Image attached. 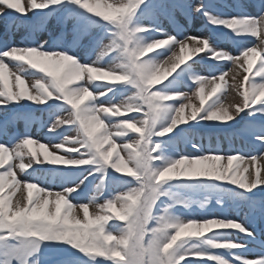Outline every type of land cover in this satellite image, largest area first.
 <instances>
[{
	"label": "snow or ice",
	"instance_id": "obj_1",
	"mask_svg": "<svg viewBox=\"0 0 264 264\" xmlns=\"http://www.w3.org/2000/svg\"><path fill=\"white\" fill-rule=\"evenodd\" d=\"M53 16L60 27L41 38ZM196 17L230 30L223 38L239 55L218 48L211 36L189 35ZM0 20L27 33L0 51V264H264V229L256 227L264 224V0H0ZM246 37L258 43L249 46ZM161 45L167 47L154 53L159 58L148 55ZM186 50L233 68L197 74L193 65L205 57L181 67ZM177 68L191 73L197 85L191 95L153 88ZM172 83L178 88L183 80ZM117 86L130 89L118 100ZM229 92L240 99L228 102ZM170 102L178 103L166 107ZM166 112L168 123L154 128ZM36 113H47V121ZM204 121L217 136L215 147L196 142ZM34 122L51 133L47 144L34 138ZM178 129L188 132L194 151L168 157L151 137ZM237 134L247 138L246 149L231 146ZM49 145L68 147L58 154ZM172 182L215 194L220 212L177 215L178 205L190 203L179 190H165ZM192 203L204 209L210 199Z\"/></svg>",
	"mask_w": 264,
	"mask_h": 264
},
{
	"label": "rangeland",
	"instance_id": "obj_2",
	"mask_svg": "<svg viewBox=\"0 0 264 264\" xmlns=\"http://www.w3.org/2000/svg\"><path fill=\"white\" fill-rule=\"evenodd\" d=\"M107 3L114 4V3H116V0H107ZM49 12H50L49 15L51 16V10H49ZM29 15H31V14H29ZM41 15H43V14L41 13ZM196 18H198V20H199L200 17H196ZM2 24H3V20H0V35L3 32ZM191 25H192V27H189V30H188V34L189 35H192V36H201V37L207 36L206 33L203 32V31H196L197 27L199 26V23L192 22ZM53 27H57V28L60 27L59 25L56 24V18L54 16L52 18H50V23H49V25L47 27V30L41 32V35H40L41 38L47 39L48 38V35H49V32L52 30ZM214 27H217V26H214ZM221 29H223V28L221 27ZM19 30H24V29L23 28H20ZM169 30H171V29L169 28ZM224 30L227 31V29H224ZM57 35H59V31L57 32ZM214 42H215V45L219 48L220 47L219 46V42L217 44V41L215 39H214ZM246 42L247 43H250L252 46H254L253 45V42H248V41H246ZM19 43L20 42H18V43H15L14 42V44H19ZM257 43H258V41H257ZM11 44H13V43H11ZM166 47H167L166 45H161L159 47V49H154L153 50V53H149L148 55H152L153 54L154 57H156V54H154V53L156 51H158V50H161L162 51ZM232 49H233V47H232ZM186 51H188V50H186ZM197 55H199L200 57H205L206 59H210V61L213 64H215V63L218 62L217 60L211 58L210 56H205V53H203L202 55H201V53L191 54L189 51H188V54H185V60H184V62H187L188 63L190 61V63H191V60L192 59H196V56ZM232 55H239V51H233V54ZM156 58H159V57H156ZM220 61H224V60H220ZM6 62H8L10 65H11V63H13L10 60H6ZM254 64H257V65H256V68H255L253 74H251L250 79L254 76L256 69L259 67V60L254 61L253 62V65ZM165 67H169V65H165ZM185 68H187V67L185 66ZM232 68H233V65L232 64L231 65H228V70L229 69H232ZM193 69H194L195 72H199L200 69H202V67H200L199 65H193ZM234 70H239L242 74H246V73H243V70L242 69H234ZM29 71H36V70H33V69H30L29 68ZM176 71H179V68H177ZM219 72L220 71H215L214 74L219 75ZM184 74H186L184 76V78L188 79V76L191 73L184 71ZM230 77H231V72H229V75L225 77V80H227L229 82V84L231 83ZM170 78H173V77H170ZM164 79L165 78L162 77L161 83H162V81ZM256 79L259 80V77H256ZM173 81L174 80H172L167 85H162V84L161 85H159V84L154 85L153 88L155 89V88L158 87L160 91H177V90L178 91H181V92L184 91V92H188L190 95H191V93L193 91H195V88L183 89L182 86H181L182 84L178 88H176L173 85V83H172ZM104 82H111V78L105 77ZM190 82H192V80H190ZM217 82L220 83L219 80ZM116 83H119V82H116ZM225 87H227V86L226 85H222L220 92H223L225 90ZM128 91H130V89H126L123 86H117V90L114 93H112V96H114L118 100L120 98V94L121 93H126ZM208 91H209V89L206 88L205 92L207 93ZM220 92H217L216 95H220ZM227 95H228V102H233L234 99H236V100L240 99V98H238V97L235 96V93L229 92V93H227ZM211 99H215V96L210 97L206 101V103L207 102H210ZM101 102H103V101H101ZM193 102L196 103L197 105L199 104V100L197 98H195V97H193ZM25 103H29V102L25 101ZM173 103H178V102H170L168 105H166V107L171 108ZM33 107H37V105H35L34 102H33ZM44 107H47V106L45 105ZM122 115H123V117H126L128 115H136V114L135 113H123L122 112ZM170 115H171L170 112L164 113L161 116V118L156 122V124L153 125V127L154 128H160V127L166 125L168 123V121H169ZM36 116H37V121L41 120L40 113H36ZM35 123L39 124V122H35ZM206 125H208V122L204 121V122H201V125L199 127H202L203 128ZM192 127L193 126H191V125H181V128H183V129H189V128H192ZM65 128H66V126H65ZM67 130H69V129H67ZM67 130H66V132H67ZM35 131H37V134H36V136L34 135V138H38V139H40L41 143L47 144L46 136L51 135V133H48L47 128L44 127L41 130L39 129V131L37 129ZM200 132H201V130H200ZM65 134H67V133H65ZM129 134L130 135H133V136L138 135V134L131 133V132ZM68 135H70V136L75 135L74 130H72V132H70ZM200 135H202V137H205V135H207V141H208V143H206V145H204L202 141H199L198 140V138H197V141H196L197 143L202 144L205 148H207L209 145H211L213 147L216 146V144H217V136L216 135L212 134L211 132L210 133L207 132L206 134H202V132H201ZM187 136H188V132L185 131L183 133H180V130L178 129L177 130V133H173V134H171V136H165V137H158V136H156V137H154V139L152 140V143H160L161 144V151L163 153H165L168 157H174L177 152H190V151H194L192 149V147H191V144H189V143L186 142ZM202 137H201V139H202ZM212 140H213V142H212ZM221 141L222 140H220V148L223 151H227L228 149L224 147V145L221 143ZM31 147L34 150H36L37 152H39L40 155H41V158H43V155H44L43 154V150H41L39 148V145L34 144ZM67 147L68 146L65 145V149L55 150V149H53L51 147V145H49L48 146V151H50V152H57L58 154H62L67 149ZM105 147H107V146H105ZM246 147H247L246 145H243L240 148H245L246 149ZM49 158L51 159V157H49ZM222 163H226V161H222ZM233 163L235 164L236 161H234ZM36 167H38V166H36ZM17 173H19V170H17ZM19 178L23 179V176L20 173H19ZM89 179H91V178H89ZM172 184L174 185L173 188H171V189L166 188L165 190L166 191H173V192H176L177 190H179L178 191V195L181 198L186 199L190 203V207L188 209H185V208H183V206L178 205L177 208L175 209V212H176L177 215H179L181 217H189V216H191V217L200 218V217H202L204 215H207V214L219 213L220 212L221 206L220 205H217L215 203V199H214L215 194L209 195L208 193H205V192L194 193L192 191H188L187 190V186H181L178 182H173ZM6 191H7V189H6ZM19 194L20 193L17 192L16 193V196H19ZM206 197L208 199H210V203L204 209L200 208L198 206V204H193L192 203L193 201L203 200ZM15 198L16 197H13V200H15ZM93 211H98V210L97 209H91V207H90V213L93 212ZM230 214L233 215V213H230ZM80 217H81V219L83 218V214L82 213H80ZM240 219H243V218L240 217ZM261 225H263V229H264V224H261ZM213 230L215 231V229H213ZM235 230L236 229L229 230L231 232L229 234L234 235L233 232ZM205 234L206 235H210L211 233L206 231ZM233 239H235V237H233ZM191 258H195V257H191ZM250 258H255V257H250Z\"/></svg>",
	"mask_w": 264,
	"mask_h": 264
},
{
	"label": "trees",
	"instance_id": "obj_3",
	"mask_svg": "<svg viewBox=\"0 0 264 264\" xmlns=\"http://www.w3.org/2000/svg\"><path fill=\"white\" fill-rule=\"evenodd\" d=\"M119 208H116V210L112 213V215L116 214V211H118Z\"/></svg>",
	"mask_w": 264,
	"mask_h": 264
},
{
	"label": "bare ground",
	"instance_id": "obj_4",
	"mask_svg": "<svg viewBox=\"0 0 264 264\" xmlns=\"http://www.w3.org/2000/svg\"><path fill=\"white\" fill-rule=\"evenodd\" d=\"M18 43V42H17ZM185 54H188V51H186V53Z\"/></svg>",
	"mask_w": 264,
	"mask_h": 264
}]
</instances>
